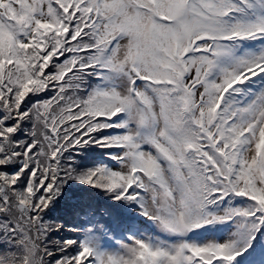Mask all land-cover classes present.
Here are the masks:
<instances>
[{
  "label": "snow or ice",
  "instance_id": "obj_1",
  "mask_svg": "<svg viewBox=\"0 0 264 264\" xmlns=\"http://www.w3.org/2000/svg\"><path fill=\"white\" fill-rule=\"evenodd\" d=\"M255 11L253 0H0V264H232L264 229V86L241 95L264 79V47L234 56L228 43L264 39ZM88 145L114 150L118 167L78 173ZM70 180L135 203L158 233L116 250L91 234L53 240L63 226L46 210ZM232 197L249 204L218 210ZM216 222L234 238H187Z\"/></svg>",
  "mask_w": 264,
  "mask_h": 264
},
{
  "label": "rangeland",
  "instance_id": "obj_2",
  "mask_svg": "<svg viewBox=\"0 0 264 264\" xmlns=\"http://www.w3.org/2000/svg\"><path fill=\"white\" fill-rule=\"evenodd\" d=\"M253 2L256 4V11L252 14H260V11L264 10V0H253ZM228 43H230L232 46V55L234 56H240V55L245 54L246 52L256 51V50H259L261 47H264V39L246 40V41L241 40L239 42H228ZM230 60H231V57L224 58L225 63L229 62ZM261 86H264V79L253 78L252 81H248L246 82V85L241 86L244 89L241 95L243 96L244 92H246L248 88L258 90ZM93 147H97V146L94 145ZM84 149L86 153L94 152L95 155H97V152L93 149H90V148H84ZM86 149H89V150H86ZM97 151L99 152V150ZM75 157L77 159L80 158L78 156H75ZM95 161L97 160L86 158L82 160L83 162L82 165L88 166L90 164H93ZM98 161L96 162V164L90 167L93 168V167H97V166L105 164V163H101L100 161L99 162ZM111 167L116 168L118 167V165L114 161ZM85 170L87 169H84L83 171ZM72 184L80 185L78 186L80 193H87V194H89L90 192L95 193V188H91L88 185L81 184L79 181H76V180H70L68 181L67 184L64 185L60 196L56 198V202H55L56 206L64 204V202L61 200L64 197V195L65 196H69L70 194L72 195V191L70 190L68 186V185L72 186ZM67 190H69L70 192L68 193ZM101 192L105 194L103 190H101ZM108 198H110L109 195H108ZM111 203H112V206L116 209L115 205L118 203L117 202L116 203L111 202ZM120 203L121 205H124V209H125L124 211L131 213V215H134L133 217L135 218L133 220L135 222L133 225L131 222L128 224H125L126 227L123 228V226L121 225V223H119V220L117 218L99 219L98 221L104 223V225H106L108 228L110 226L114 230H118L119 228H117V226H119L123 232L118 237L116 238L114 237L112 240H109V241H101V239L99 238V243L104 250H116L119 247L118 242L126 241L129 235H137V236L143 237L146 235H156L158 233V229L156 228V226L151 221H149L146 217L140 215L135 203H132L130 205L127 202L124 203V201H121ZM53 210H54L53 207L50 205V209L46 210L47 214L45 216V220L62 225L63 230H64V232L54 231L50 233L49 235L51 236L53 240L59 241L61 239H77V240L85 239V235L82 233L80 234L81 220L78 217L88 214V213H85L88 211V208H86L82 204L80 207L76 205V208L72 210V214L67 220L56 217L54 215ZM70 229H79V231H69ZM235 232H236L235 225H231V223L225 222L224 225H222L219 228H216L215 230H213L212 227H204V228L202 227L199 229H195L188 233L187 238L196 240L197 242H200V243L206 242L208 240H216L218 242H223L224 240H227V239H233ZM95 233L99 234L97 232ZM260 239L261 240L258 246H254V244L250 242L248 247L243 252H241L239 256H237L234 259L232 264H264V235Z\"/></svg>",
  "mask_w": 264,
  "mask_h": 264
},
{
  "label": "trees",
  "instance_id": "obj_3",
  "mask_svg": "<svg viewBox=\"0 0 264 264\" xmlns=\"http://www.w3.org/2000/svg\"><path fill=\"white\" fill-rule=\"evenodd\" d=\"M40 96H41V98H44L43 94H40ZM107 131H111V130H107ZM93 146L94 145H88V146H85L83 148H80L78 150V152L74 154V156L80 157L79 159H77L75 157V160L73 161V166L75 167V169L77 170L78 173L83 172L84 169L92 168L90 166L96 164V162L98 160L101 163H105L110 167L114 163V161L108 156V152L114 151V150L101 148L97 145H95L97 147H93ZM84 148H90V149L95 150L97 152V155H95L94 152L86 153L84 151L85 150ZM86 150H89V149H86ZM97 150H99V152ZM86 158H90L92 160H97V161H95L93 164H90L88 166H84V165H82V163H83L82 160L86 159ZM68 186H69L70 190L72 191V195L71 194L69 196L64 195V197L61 199L64 202L63 205L56 206L54 203V205H51V206L54 209L53 210L54 215L56 217L64 219V220H67L71 216L72 210H74L76 208V205L80 207L82 204L83 206L88 208V211L85 212L88 214L78 217L81 220V222H80V225H81L80 234L81 233L85 234L86 231H88V228L90 227L91 228L90 229L91 235H96L95 232H97V233H99V235L97 237L104 240L106 238V236L114 235V233L117 230H114L110 226L108 228L106 225H104V223L98 221L99 219H101V218H113V219L117 218L119 220V223H121V224H128L132 220L133 215H131V213H129L127 211H124L125 210L124 205H121V203H120L121 201H114V200L108 198V195L103 194L100 189L95 188V193L90 192L89 194H87V193H80V190L78 188V186H80V185L72 184V186H70V185H68ZM67 191H68V193L70 192L69 190H67ZM111 202H114V203L117 202L118 203L115 205L117 210L112 206ZM130 204H132V203H129V205ZM248 204H249V202L246 201L244 198L232 197L230 199L225 198V201L219 203L217 208H218V210L222 211L226 207H241V208H243V207H247ZM216 223L207 224L206 226L215 228L217 226V225H215ZM232 225H234V224L232 223ZM117 228H119V226H117ZM63 232H64V230H63ZM263 235H264V229H260L259 232H256L254 239L251 240L252 244H254V246H256L259 243V238L262 237Z\"/></svg>",
  "mask_w": 264,
  "mask_h": 264
}]
</instances>
